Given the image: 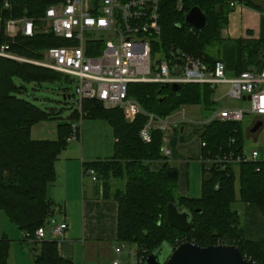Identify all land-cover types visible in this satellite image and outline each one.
<instances>
[{"label": "trees", "instance_id": "trees-1", "mask_svg": "<svg viewBox=\"0 0 264 264\" xmlns=\"http://www.w3.org/2000/svg\"><path fill=\"white\" fill-rule=\"evenodd\" d=\"M157 1L162 32L153 43L154 56L168 59L172 52L180 51L202 58L212 68L221 61L223 45L231 42L235 46L236 76L246 71L263 70V40L232 41L222 37L233 11L229 0ZM66 2L9 0V7L5 8L4 0H0V45L10 43L11 52L37 60L49 48L71 45L52 32L41 30L47 9ZM246 5L264 10V4L252 0H247ZM195 7L207 16V27L200 32L185 24L186 14ZM23 17L35 22L36 34L8 38L5 22ZM102 49L100 43L95 50L88 47L87 54L97 56ZM16 81L37 86L57 84L65 100L74 97L69 94L72 84L69 76L0 58V211L23 234L21 243L30 248L35 264H74L60 256L57 240H38L36 232L51 222L56 204L48 197V189L57 179L56 163L70 145L72 121L80 116L73 112L67 121H59L56 141L32 139L35 125L58 120L59 116L53 109H43L20 98L25 87ZM214 91L215 86L210 84H181L177 90L158 83L131 84L128 95L136 99L143 110L132 123L126 121L120 109L106 110L97 100L83 102V120L105 121L114 131V155L107 160L86 162L85 168L106 184L114 180L112 197L118 203L117 241L136 248L137 259L142 261L138 264H146L147 257L158 252L163 260L185 242L199 247L237 246L251 264H264V241L245 238L242 216L237 208V205L253 204L264 214V162H218L225 155L235 157L244 153L242 122L213 120L197 132L203 143L202 195L197 199L179 192V170L163 154L164 131L153 128L149 143L141 139L149 114L165 120L186 105L211 107L212 114L215 112ZM211 160L214 162L208 167L206 162ZM158 162L163 165L157 168L155 163ZM170 204L191 215L189 231L182 232L170 226L167 220ZM11 250L12 240L3 236L0 264H12Z\"/></svg>", "mask_w": 264, "mask_h": 264}, {"label": "built area", "instance_id": "built-area-1", "mask_svg": "<svg viewBox=\"0 0 264 264\" xmlns=\"http://www.w3.org/2000/svg\"><path fill=\"white\" fill-rule=\"evenodd\" d=\"M4 4L8 8L9 0H4ZM235 5L230 3L232 8ZM159 20L157 0H131L124 3L120 0H102L99 3L94 0H67L66 3L49 7L43 22L48 26V31L57 38L71 42V45L49 48L37 60L11 52V44L4 43L0 45V58L39 66L74 78L77 83L72 98L73 112L80 117L83 114V102L97 100L106 110H123L125 117L133 122L142 113L139 105L128 95L129 86L136 83L171 86L210 84L215 87L226 84L230 88L229 98L249 102L251 108L216 110L210 122L240 123L248 114L264 117V68L260 72L246 71L239 76L228 77L226 65L222 61L216 62L211 68L202 58L180 51L172 52L168 59L154 56L153 43L162 32ZM36 31L35 22L28 17L5 22V35L12 40L20 34L33 37ZM100 43L103 49L99 55L87 54L88 47L95 50ZM174 69H180L181 73H175ZM148 117L149 122L140 134L146 143L152 139L153 128L163 131L166 128L165 120L153 114ZM72 127L73 134L69 141H72L78 128L76 125ZM168 155L169 152L165 151V156ZM257 159L258 153L254 151L251 156L244 153L235 157L232 154L225 155L218 162L239 164ZM213 162L206 163L209 167ZM88 174L96 180L92 170ZM67 230L66 222L53 227H41L36 237L38 240H57L63 238ZM115 251L120 255L125 251V245L122 244ZM128 254L134 261L135 252L130 251ZM119 263L120 260H116L113 264Z\"/></svg>", "mask_w": 264, "mask_h": 264}, {"label": "crops", "instance_id": "crops-1", "mask_svg": "<svg viewBox=\"0 0 264 264\" xmlns=\"http://www.w3.org/2000/svg\"><path fill=\"white\" fill-rule=\"evenodd\" d=\"M229 1L236 5L229 15V23L227 28L222 31V37L232 41L238 39L264 41V10L259 11L246 5L247 0ZM252 1L257 4L264 3V0ZM220 59L226 65L227 76H236L234 70L235 46L233 43L226 42L223 45ZM222 86L227 87L228 85H218L215 90L217 91ZM226 97L229 96L226 94L222 99H214L213 96L214 106L219 103V100L223 101ZM199 110L193 108V111L190 112L191 115L197 112L199 119L196 121L187 119V109L185 108L170 116L168 119L171 121L164 130L162 147L164 152H169L170 163L179 170L180 194L195 199L202 195L203 143L201 139H197L195 136L193 138V135L202 128L204 122L211 119H206L201 115L202 111ZM180 113L183 117H178ZM256 120L257 122L262 121L264 126L262 118ZM58 123L59 121L52 120L35 125L31 131L32 139L56 141L58 139ZM106 123L101 120L91 123L82 122L81 139L77 141L81 144L68 147L62 153L56 163L57 179L48 189V197L56 204L55 213L51 219L53 224L49 227L67 223L68 230L64 237L57 239L58 251L62 258L74 264L99 263L109 251L116 252V248L119 247L116 246V242H118V203L112 197L115 182L110 180L106 184L98 178L93 180V176L88 174L90 170L85 168L86 162L107 160L114 155L116 139L112 127ZM89 124H94L95 128L98 127L103 132V138L96 150L88 149L87 144L82 145L84 141L87 143L89 139V133L86 131ZM251 129L252 127L245 133V141L251 140L255 149L250 153L244 147V154L251 156L254 151H257V161L264 162L262 128L254 134L251 133ZM193 161L199 163L201 167L199 168L197 163L193 164ZM162 165L163 163L159 162L155 164L157 168ZM237 208L242 216L245 238L251 241H264V214L260 209L253 204L237 205ZM8 222H10L8 217L0 211V239L3 236L9 237L6 226H10L8 230H14L11 227L12 223ZM18 252L23 258L22 264H35L32 255H26V251L20 250ZM12 254L11 250L12 264H19L18 259L16 260Z\"/></svg>", "mask_w": 264, "mask_h": 264}, {"label": "rangeland", "instance_id": "rangeland-1", "mask_svg": "<svg viewBox=\"0 0 264 264\" xmlns=\"http://www.w3.org/2000/svg\"><path fill=\"white\" fill-rule=\"evenodd\" d=\"M260 4H264V3H260ZM41 30L44 32H47L48 26L45 23H43ZM101 37H103V35H101ZM106 39H108V38H106ZM71 81H72V84L70 86L69 94H70V96L71 95L73 96L74 89L76 87L77 82L74 78H71ZM16 83L19 86L23 85L25 87V91L19 95L20 98H23V99H26L30 102H33L35 105H37L43 109H53L55 112L58 113L59 119L57 121H67L68 117H70L72 115V113L74 111L73 99L68 98L65 100L64 95L62 94V90L59 88L60 87L59 85H57V84H45L43 86H37V85H33V84H31V85L24 84L21 81H16ZM229 89H230L229 86H227V87L222 86L217 91L215 90L214 95H213L214 99H220V98L222 99L223 97L226 96V94L228 95ZM131 99L134 100L136 102V104H138L139 107L142 109L140 103L136 99H134V98H131ZM184 108L187 109V112H186L187 119H190L193 121H196L199 119L197 112L194 113V115L190 114V112L193 111V108H196L197 110L200 109L202 111L201 115H203L206 119L211 118V116L213 115V113L211 114V112H212L211 107L208 109L202 105H186V106H183L181 109L184 110ZM223 108H232V109L233 108H243V109L249 110L251 108V104L249 102H241V101L233 100L229 97H226L223 101L219 100V103L216 106H214L213 109L220 110ZM121 111H122L123 116L126 119V121L130 122V120H128L125 117V112L123 110H121ZM142 113H143V110H142ZM83 116H84V113L81 115V117H79V119L72 121V126L76 125V127L78 126V128H77L76 133L73 136V139H71L72 141H69L70 142L69 147H71L75 144H79V145L81 144V142H77V141H80V139H81V131H82V122L83 121H86L88 123L89 122L91 123L92 121H96V120H88V119L83 120ZM178 117H183V115L180 113L178 115ZM184 117H185V115H184ZM168 118L165 119L166 128L171 121ZM257 118L258 117L256 115H253V114H248L245 116V118L242 122L244 134L247 132V130L250 127H252V128L254 127V125L257 123V120H256ZM261 118L264 120V117H261ZM258 119L260 120V118H258ZM130 123H132V122H130ZM204 123L207 124L208 121H206ZM72 126H71V135L73 134V132H72L73 127ZM156 126H158V125H156ZM86 131L89 133V135H88L89 139H88L87 143H85V141H84L82 143V145L87 144L88 149L96 150L98 148V144L101 142V140L103 138L102 137V133H103L102 130L99 129L98 127L95 128L94 124H89L88 130H86ZM71 135H70V137H71ZM194 136L197 139H200V137L198 136V134L196 132L193 135V138H194ZM261 137L264 138V126L262 127V130H261ZM245 145H246L245 148L248 151H250V153L255 149V147H254L255 145L253 144V142L251 140L247 139V141H245ZM252 145H253V147H252ZM163 154L165 155L164 151H163ZM194 163H197V162L193 161V164ZM202 163H203V161H202ZM197 165L199 166V168L201 167V165L199 163H197ZM204 165H205V163H204ZM96 180H97V177H96ZM54 213H55V210H54ZM5 219H7V218H5ZM8 223H10V222H8ZM52 224L53 223L51 221L49 226H52ZM8 227H10V226H6V231L9 233V238L12 240V243H13V248H12L13 254L12 255H13V257H16V260L18 259L19 264H22L23 258H22V256H20L18 251H20V250L24 251V252L26 251L25 252L26 255L31 256V253L29 251L30 248H28V247L25 248L22 245V243H21L22 234L17 229V227L15 225L11 224V227H13V229H14L12 231H10V229L8 230ZM121 245L122 244H120L119 242H116V246L121 247ZM130 251L135 252V257H133L134 261H132V256L128 254ZM123 252H127V253H123ZM136 254H137L136 248H132V247L130 248V247H127L125 245V251H122V253L120 255H118L116 252L109 251L107 253V255L101 260V262H99V263L97 262V263H93V264H113V261L117 260V259L120 260V264H138L139 262L141 263L142 261L139 260L140 258L137 259ZM125 255H126V257H125ZM10 262H12V260ZM89 264H91V263H89Z\"/></svg>", "mask_w": 264, "mask_h": 264}, {"label": "water", "instance_id": "water-1", "mask_svg": "<svg viewBox=\"0 0 264 264\" xmlns=\"http://www.w3.org/2000/svg\"><path fill=\"white\" fill-rule=\"evenodd\" d=\"M185 24L196 31H203L207 27V16L200 8L195 7L186 14ZM174 72L181 73L180 69H174ZM171 87L177 90L180 86L173 84ZM262 126L263 122L258 121L251 129V133H257ZM167 220L170 226L179 231L186 232L191 229V215L174 204L168 206ZM159 253L150 254L146 264H251L241 255L237 246L199 247L194 243L185 242L163 260L160 259Z\"/></svg>", "mask_w": 264, "mask_h": 264}]
</instances>
